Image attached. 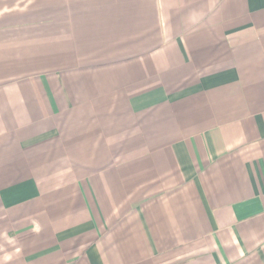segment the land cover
Masks as SVG:
<instances>
[{"label": "crops", "instance_id": "obj_1", "mask_svg": "<svg viewBox=\"0 0 264 264\" xmlns=\"http://www.w3.org/2000/svg\"><path fill=\"white\" fill-rule=\"evenodd\" d=\"M0 264H264V0H0Z\"/></svg>", "mask_w": 264, "mask_h": 264}]
</instances>
